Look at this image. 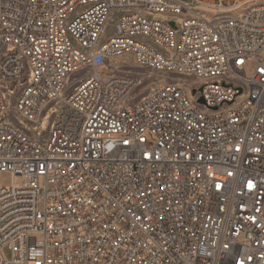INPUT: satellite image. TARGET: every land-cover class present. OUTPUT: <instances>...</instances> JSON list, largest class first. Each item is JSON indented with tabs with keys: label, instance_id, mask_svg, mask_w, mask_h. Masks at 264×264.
<instances>
[{
	"label": "built area",
	"instance_id": "built-area-1",
	"mask_svg": "<svg viewBox=\"0 0 264 264\" xmlns=\"http://www.w3.org/2000/svg\"><path fill=\"white\" fill-rule=\"evenodd\" d=\"M0 264H264V0H0Z\"/></svg>",
	"mask_w": 264,
	"mask_h": 264
},
{
	"label": "rangeland",
	"instance_id": "rangeland-1",
	"mask_svg": "<svg viewBox=\"0 0 264 264\" xmlns=\"http://www.w3.org/2000/svg\"><path fill=\"white\" fill-rule=\"evenodd\" d=\"M182 1L190 2L192 0ZM106 67H108L107 72L111 74L132 76L139 80L137 86H135L131 94L130 99L132 102L138 101L140 98L146 96L151 88L156 84L179 82L185 87H189L194 82L193 78L188 76L140 67L135 63L133 56L131 54H127L104 59L99 64L89 66L81 72L75 74L66 92H71L81 79H84L98 70L103 71ZM30 127L32 132H35L37 135L40 134L39 136H41L42 139L46 138L49 134L50 124H43L42 120L37 124H32ZM4 255L8 259L11 258L12 253L10 248L6 247L4 249Z\"/></svg>",
	"mask_w": 264,
	"mask_h": 264
},
{
	"label": "water",
	"instance_id": "water-1",
	"mask_svg": "<svg viewBox=\"0 0 264 264\" xmlns=\"http://www.w3.org/2000/svg\"><path fill=\"white\" fill-rule=\"evenodd\" d=\"M200 102H203V99H200Z\"/></svg>",
	"mask_w": 264,
	"mask_h": 264
},
{
	"label": "bare ground",
	"instance_id": "bare-ground-1",
	"mask_svg": "<svg viewBox=\"0 0 264 264\" xmlns=\"http://www.w3.org/2000/svg\"><path fill=\"white\" fill-rule=\"evenodd\" d=\"M177 23V21L175 22V24ZM46 123V121L44 122V124Z\"/></svg>",
	"mask_w": 264,
	"mask_h": 264
},
{
	"label": "crops",
	"instance_id": "crops-1",
	"mask_svg": "<svg viewBox=\"0 0 264 264\" xmlns=\"http://www.w3.org/2000/svg\"><path fill=\"white\" fill-rule=\"evenodd\" d=\"M214 1H216V0H214Z\"/></svg>",
	"mask_w": 264,
	"mask_h": 264
}]
</instances>
